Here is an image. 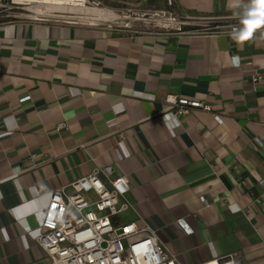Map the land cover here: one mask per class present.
<instances>
[{
  "label": "crops",
  "instance_id": "obj_1",
  "mask_svg": "<svg viewBox=\"0 0 264 264\" xmlns=\"http://www.w3.org/2000/svg\"><path fill=\"white\" fill-rule=\"evenodd\" d=\"M174 3L182 30L0 22V264H48L36 213L97 168L177 264H264L262 3Z\"/></svg>",
  "mask_w": 264,
  "mask_h": 264
},
{
  "label": "built area",
  "instance_id": "obj_2",
  "mask_svg": "<svg viewBox=\"0 0 264 264\" xmlns=\"http://www.w3.org/2000/svg\"><path fill=\"white\" fill-rule=\"evenodd\" d=\"M167 3L168 9L156 10L155 14L169 13L173 21L179 22V15L170 8L174 0ZM259 9L264 12V3ZM232 29L236 31L239 26ZM178 30H182L180 26ZM260 36L264 38V28ZM251 81L253 85L264 83V71L254 70ZM177 104L178 114L189 108L211 110L210 104L186 97H179ZM105 172L107 179L97 168L67 187L55 189L48 205L36 213L38 243L48 264H177L175 256L161 246L154 229H141L135 221L119 220L130 206L122 199L130 181L126 175Z\"/></svg>",
  "mask_w": 264,
  "mask_h": 264
},
{
  "label": "rangeland",
  "instance_id": "obj_3",
  "mask_svg": "<svg viewBox=\"0 0 264 264\" xmlns=\"http://www.w3.org/2000/svg\"><path fill=\"white\" fill-rule=\"evenodd\" d=\"M88 7H109L116 11L118 17L111 21H97V24L117 29L119 31H141V30H176L183 18L179 16L180 21L176 22L170 18L169 13L155 14L156 10L168 9L166 0H160L159 8L153 5H130L128 7L116 8L103 4L99 0H87ZM43 9L46 13H40L38 10ZM51 8L44 3L36 1L31 2H12V0H0V22L16 21L22 19H54L65 20L76 23H85L83 17L79 13L67 12H50ZM181 29H184L181 27ZM219 28H208V30H216Z\"/></svg>",
  "mask_w": 264,
  "mask_h": 264
},
{
  "label": "bare ground",
  "instance_id": "obj_4",
  "mask_svg": "<svg viewBox=\"0 0 264 264\" xmlns=\"http://www.w3.org/2000/svg\"><path fill=\"white\" fill-rule=\"evenodd\" d=\"M20 2L36 1L44 3L51 8L50 12H67L79 13L83 21L87 23H96L97 21H111L118 17L115 10L109 7H88L87 0H19ZM40 13H46L43 9L38 10Z\"/></svg>",
  "mask_w": 264,
  "mask_h": 264
},
{
  "label": "trees",
  "instance_id": "obj_5",
  "mask_svg": "<svg viewBox=\"0 0 264 264\" xmlns=\"http://www.w3.org/2000/svg\"><path fill=\"white\" fill-rule=\"evenodd\" d=\"M99 1H101L105 5L116 7V8L128 7L133 4L134 5L148 4V5L155 6V8L160 7V4H159L160 0H99ZM170 8L172 10H175L176 9L175 3L172 6H170Z\"/></svg>",
  "mask_w": 264,
  "mask_h": 264
},
{
  "label": "snow or ice",
  "instance_id": "obj_6",
  "mask_svg": "<svg viewBox=\"0 0 264 264\" xmlns=\"http://www.w3.org/2000/svg\"><path fill=\"white\" fill-rule=\"evenodd\" d=\"M260 2H261V3H264V0H260ZM246 23H251V22H249V21H246Z\"/></svg>",
  "mask_w": 264,
  "mask_h": 264
}]
</instances>
